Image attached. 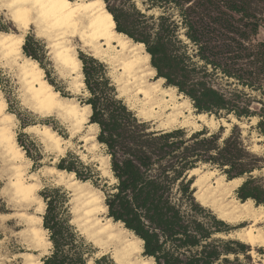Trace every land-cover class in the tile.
Returning <instances> with one entry per match:
<instances>
[{
    "label": "trees",
    "instance_id": "obj_1",
    "mask_svg": "<svg viewBox=\"0 0 264 264\" xmlns=\"http://www.w3.org/2000/svg\"><path fill=\"white\" fill-rule=\"evenodd\" d=\"M104 1L117 30L145 45L156 76L190 98L197 113L259 116L257 127L264 135V40H258L264 29V0ZM2 30L7 28L0 26ZM23 52L50 75L41 40L26 35ZM79 57L87 92L81 104L91 107L89 123L99 128L97 140L110 157L115 182H104L92 163L71 151L60 157L57 169L100 188L107 216L143 240V254L154 264H242L238 254L248 252L249 246L216 236L227 232L228 225L196 200L194 179L187 176L206 164L220 168L228 179L248 175L238 197L264 204V186L253 175L264 167V156L249 148L237 124L226 137L206 128L188 137L183 128L153 129L119 96L103 61L84 52ZM253 101L262 105L260 110L252 109ZM18 140L22 144L20 136ZM63 190L46 186L40 192L47 205L43 226L53 244L43 261L88 264L92 249L63 216Z\"/></svg>",
    "mask_w": 264,
    "mask_h": 264
},
{
    "label": "bare ground",
    "instance_id": "obj_2",
    "mask_svg": "<svg viewBox=\"0 0 264 264\" xmlns=\"http://www.w3.org/2000/svg\"><path fill=\"white\" fill-rule=\"evenodd\" d=\"M4 3L15 23L25 31L33 25L38 36L50 40L54 56L63 69L73 75L77 86L85 87V82L76 40L82 50L110 63L118 71L121 82L119 85L121 84L123 92H129L135 98L139 113L145 120L159 123L157 130L167 131L175 127H192L198 130L203 125L213 127L230 124L225 118L216 119L214 115L195 112L188 97L179 93L176 87L165 85V79L156 76L145 45L117 30L114 17L104 0H4ZM24 42V33L19 35L0 32V48L4 57L18 66L21 82L25 86V98L31 109L42 115L55 113L67 116L74 131L82 130L86 124L91 129L99 130L96 124L89 123L91 107L63 96L45 78V70L39 62L24 54ZM15 118V114L9 111L7 100L0 88V149L12 171L9 177V199L17 208L11 214H0V219H16L18 224L25 226L18 232L25 243L33 247L48 248L52 246V242L43 226L47 205L39 193L38 181L35 182L38 176L36 178L35 173H28L26 163L29 161L27 162V156L17 140ZM234 120L241 126H247L235 117ZM24 130L41 133L57 149L68 141L48 125H30ZM83 140L92 142V146H95L96 132L85 134ZM105 160L103 165L107 163L110 166V157L107 156ZM49 170L57 173L60 178L67 173L55 167ZM105 170L111 173L110 169ZM188 174L189 177L197 176L192 187L196 188L194 195L202 205L213 209L227 223H247L229 234H221L222 236L235 237L248 244L251 247L249 253L252 255L256 254L255 248H264V204H256L251 198L241 200L234 194L236 188L242 184L243 177L228 179L225 175L218 174L216 169L203 170L202 167L193 168ZM68 175L71 186L80 195L78 198L84 215V227L81 228L88 240L102 254L110 253L117 264H154L153 258H146L144 255L141 257L142 239L125 228L121 222L104 216L108 210L104 194L100 195L93 189H84L88 182L76 180L74 173ZM18 257L22 258L21 264H45L30 248ZM259 264H264V255L262 263Z\"/></svg>",
    "mask_w": 264,
    "mask_h": 264
},
{
    "label": "rangeland",
    "instance_id": "obj_3",
    "mask_svg": "<svg viewBox=\"0 0 264 264\" xmlns=\"http://www.w3.org/2000/svg\"><path fill=\"white\" fill-rule=\"evenodd\" d=\"M138 5L141 6L140 1H138ZM1 18H3V20H1ZM0 26L7 28V31L2 30L0 32H12L19 35L24 33L25 36L30 34L35 36L37 39L41 40L44 43L46 50L45 57L43 58V63L46 66V68L50 70V75H47L45 71V78L46 79L51 78L52 80L55 81V83L59 87H62L69 94V96H65V97H68L72 101L81 104L80 97H85L87 95L85 87L80 85L77 86L75 79L73 78V75L65 68L63 69L62 65H60V63L57 61L56 57L52 52V48L50 46V40L48 38L38 36L36 33V29L33 25L30 26V28L26 29L25 31L22 26H20L18 23H15L12 20L10 12L6 9V3H4V0H0ZM258 40L259 41L264 40V29H261V32L258 35ZM77 43L79 44V42L76 40L75 44ZM78 44L76 46L78 53L84 52L90 55L89 51L82 50V47H80L79 46L80 44L79 45ZM104 63L107 65L108 75L111 77V80L117 86L119 96L124 98L126 103L130 107H132L134 111L138 113V116L141 119H144L142 115L139 113L138 105L135 101V98L132 95H130L129 92L128 93L123 92L121 84L119 85V83L121 82L119 81L118 71H115V69L112 67V65H110V63L108 62H104ZM19 72L20 71L18 66L13 62L8 61L4 57L2 49L0 48V88L3 91V94L7 100L9 111L13 112L16 116L14 128L17 133V140L18 137L20 136V140L22 141L23 145L19 142V140L18 143L19 145H21L22 149L25 152V155L27 156V162L29 161L28 163H26L28 173H35L36 178L38 176V180L36 179L35 182L38 181L37 183L40 185L39 193L46 186L62 187L64 189L63 191H65L66 193L65 195H67V201L63 210V216L65 219H68L69 224H71L76 230V232H78V234L86 240L87 244L90 245L92 252L91 255L89 256L88 264H117L114 261V259L111 257L110 253L102 254L99 251V249L90 240H88L85 231L83 230V228H81L83 226L82 220L84 218V215L82 213L81 202L79 199L80 195H78L75 189H73L74 187L71 186L70 184L71 178L68 175V172L64 174L63 178H60V176L57 173H53L51 170H49V168L51 167L57 168L56 164L58 163L60 157L65 156L69 151H71L76 155H78L80 159L85 163H92L96 168V170L100 173L104 182H107L109 185L114 183L115 182L113 179L114 177L113 174H111L112 171L110 173L105 170L106 168L107 170L108 169L111 170L110 166L107 165V163L106 165H103V163H105L106 161L105 158L108 155L105 153L103 146L98 142L97 136L95 140L96 143L95 146H92V142H85L83 140L85 134L89 132L92 133L96 132L97 134L98 130H96L95 128L91 129L86 124V126L82 128V130L74 131L72 122L69 120L67 116L58 115L55 113L42 115L32 110L31 106L28 105L29 104L28 101H26L27 96L24 93L25 86L24 83L21 82L22 80ZM164 84L166 85V83ZM223 87H227V86L224 84ZM245 90L247 92H250L253 96H256L257 98H261L259 92L251 91L249 89H245ZM261 106L262 105L257 101H253L251 105L253 110H260ZM192 107L194 111L197 112L193 103H192ZM212 115H214L216 119L225 118L226 121L228 120L227 122H229L230 124H227L226 126H224L225 124H221V125L219 124L218 126L216 125L213 127L203 125L198 130H202L206 128L209 133L220 131L222 133V137H226L231 132L232 127L235 124H237L241 129L242 135L246 143L249 145V148L258 155L264 156V135L259 133L257 127L259 116L243 117L242 119H238L234 114H226L225 112H222L220 116H217L215 114ZM234 117L239 121L245 122L247 126H241L239 122L236 123ZM148 121L153 129L159 128V123L157 122L154 123L152 120H148ZM24 124H28L29 126L48 125L52 129L57 131V133L61 135V137H63L68 141L64 142L60 149H57L56 147L49 144L50 142L41 133L34 130L25 131ZM177 128H181V127H175L169 130H173ZM183 129L186 130L187 133L186 137L190 136L193 132L198 131L192 127H184ZM26 150L28 151V153ZM199 167H202L203 170L216 169L218 174L225 175L226 178H228L227 175L223 173L221 169L218 167H214L208 164L200 165ZM11 174L12 171L10 169L9 162L0 149V214H11L17 210V208L12 205V202L9 199L11 193L9 177H11ZM253 175L254 177L260 178V182L264 186V167L261 170H256V172H254ZM247 176L248 175L243 176V181L247 178ZM74 177L76 180H79L76 178V176ZM196 177H197L196 175H192L190 177L188 175L187 179L193 178L195 180ZM88 183L89 184L86 187H84V189H93L97 191L100 195L104 194V192L100 188L94 186L91 182ZM100 183H102V181ZM194 189L196 190V188ZM237 189L238 188H236V190L234 191V194L238 197ZM104 199H105V194H104ZM204 207L214 212V210L211 209L210 207L208 206H204ZM104 216L107 217V212L105 213ZM226 224L228 225L227 228L228 230L227 232H224V234H228L234 231L235 229H238L240 226L246 225L247 223L245 224L243 223L242 225H233L231 223L226 222ZM24 227H25L24 225L18 224V221L16 219H12L9 221H4L0 219V264H21L22 258L20 259L18 256L20 253L26 252L28 248H30V251H32L37 257H39V259L42 260L45 256L50 255L52 253L53 244L48 248H42L35 246L33 247L32 245H28V243H25L18 235V232ZM216 236L225 238L227 240H238L237 238L235 237L232 238L230 236L226 237L219 234H217ZM47 237L49 238L48 230H47ZM249 248L251 249L250 246ZM143 251L141 253V257L144 255ZM255 251H256L255 255L250 254L249 251L246 253H239L238 254L239 259L241 260L242 264L262 263L264 248L257 247L255 248ZM246 254L251 256L250 261L246 257ZM235 256H236L235 254L229 255L231 259H234ZM104 257H106V259H103ZM144 257L148 258L145 255ZM96 260H100V263H98Z\"/></svg>",
    "mask_w": 264,
    "mask_h": 264
},
{
    "label": "water",
    "instance_id": "obj_4",
    "mask_svg": "<svg viewBox=\"0 0 264 264\" xmlns=\"http://www.w3.org/2000/svg\"><path fill=\"white\" fill-rule=\"evenodd\" d=\"M89 121H90V119H89ZM96 136H97V134H96Z\"/></svg>",
    "mask_w": 264,
    "mask_h": 264
}]
</instances>
